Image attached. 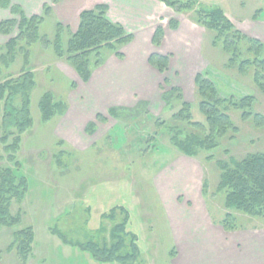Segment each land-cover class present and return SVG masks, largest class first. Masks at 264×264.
Returning <instances> with one entry per match:
<instances>
[{
  "label": "rangeland",
  "instance_id": "374dc122",
  "mask_svg": "<svg viewBox=\"0 0 264 264\" xmlns=\"http://www.w3.org/2000/svg\"><path fill=\"white\" fill-rule=\"evenodd\" d=\"M39 1L32 14H25L21 8L31 17L43 15L44 5L50 7L39 29L49 43L40 40L26 45L20 41L12 59L7 63L0 59V82L17 78L22 70L31 71L35 81L29 105L32 124L21 134L16 153L19 170L6 160L0 142V166L15 169L27 179L24 198L13 200L10 206L12 215L21 211V223L0 232V264H23L16 252L7 253L5 249L13 241L14 232L27 226L33 229L34 241L26 264H118L98 262L88 252L64 244L51 231L57 227L67 238L85 241L102 223L109 230L111 221H102L100 216L114 206L128 210V230L138 236L141 252L137 264H171L174 236L155 178L175 159L186 156L172 144V135L178 132L180 139L192 134L202 136L172 115L186 101L191 104L193 119L204 122L194 84L197 73L212 81L222 97L253 96V109L263 116L264 93L254 84L252 70L242 72L238 65H229L230 54L215 40L214 32L196 22L194 11L177 13L158 0ZM200 1L222 8L240 33L241 60L248 57L245 37L260 40L264 47V0ZM97 4H105L108 18L121 24L133 39L117 52L102 49V64L91 67L89 79L84 81L71 64L56 56L53 43L57 24H61L65 50L70 33L78 27L81 11ZM68 9L70 13L64 14ZM8 19L18 20V16L9 8H0V23ZM172 19L178 21L175 29L169 26ZM157 27L163 29L159 46L152 44ZM17 33L15 28L9 35L0 34V58L6 43ZM153 53L169 56L164 73L149 64ZM48 92L53 103L62 108L55 105L50 120L43 121L39 102ZM14 105L20 107L19 96ZM4 106V100H0V137L8 133L1 124ZM229 113L238 131L229 132L216 149L200 150L188 160L196 169L194 186L200 188L215 221L226 212L223 197L216 193L220 175L217 161H228L229 157L240 160L248 153L264 151V126L242 120L239 112ZM209 155L213 158L207 159ZM176 198L182 203L183 196ZM237 217L246 226L264 223L241 213Z\"/></svg>",
  "mask_w": 264,
  "mask_h": 264
},
{
  "label": "trees",
  "instance_id": "16d2710c",
  "mask_svg": "<svg viewBox=\"0 0 264 264\" xmlns=\"http://www.w3.org/2000/svg\"><path fill=\"white\" fill-rule=\"evenodd\" d=\"M61 0H53L54 3ZM177 13L194 11L196 22L205 29L214 32L215 40L222 44L223 50L230 54L229 65H238L242 72L248 69L257 88L264 93V47L263 43L254 38H246L248 43V57L239 58L238 40L240 33L227 17L222 8L208 6L200 0H158ZM0 8H9L18 20L8 19L0 23V34L9 35L16 28L18 33L10 38L5 45V53L1 56V62L7 63L16 52V46L21 41L26 45H32L40 40L49 43L46 37L40 36V26L44 22V16L50 13V7L44 5L43 15L27 17L22 8L17 4H11L10 0H0ZM105 4H97L93 9L83 10L79 14V23L75 32L70 33L66 49L63 50L61 32L63 27L57 24V31L53 43L54 52L57 57L64 58L71 64L81 78L89 79L91 67L102 64V49L116 51L123 45L132 41L133 35L127 32L119 23L112 22L107 14ZM169 26L177 28L178 21L170 20ZM163 38V29L157 27L152 44L159 46ZM25 63L28 62L27 56ZM148 62L160 73H164L169 66V56L153 53ZM194 84L201 98L199 110L204 117V122L193 119L191 104L183 101L180 109L172 117L174 120L184 123L198 130L202 136L192 134L180 139V133L171 136L172 144L180 153L195 157L199 151H211L219 147L220 140L229 132L236 133L237 126L232 122L230 111L240 113L242 120H252L260 127L264 126V116L253 109L255 98L246 96L242 98L222 97L219 95L214 83L205 75L197 73ZM35 85L34 75L31 71L22 70L17 78L0 82V100H4L5 106L1 117V124L5 131L0 137L6 160L14 164L19 170L20 163L16 160V153L20 149L21 134L32 124L30 117V92ZM19 96L20 107L14 105V99ZM61 109V104H54L52 95L48 92L42 95L39 102L41 119L48 121L54 114V106ZM114 115V112H112ZM14 129V132L9 131ZM10 135L13 137L11 139ZM213 158L212 155L207 159ZM220 171L219 182L216 193L223 197V205L226 212L219 223L225 230L233 231L243 227L238 222L237 214H244L249 218L264 221V151L248 153L242 159L237 160L229 157L228 161H217ZM10 167L0 166V228L14 227L21 223V211L16 215L10 213L13 200L21 201L27 191V179L17 174ZM205 188V184L203 186ZM118 214L121 215L118 218ZM102 221H111L112 225L107 228L102 223L93 234L92 238L85 241H75L67 238L57 227L51 231L58 236L64 244L80 248L88 252L96 261L101 263L137 264L140 257L138 236L128 230L129 213L123 206H114L108 212L101 214ZM107 234V235H106ZM34 232L32 227L27 226L14 232L13 241L8 251L16 250L20 261H26L32 253ZM175 251L170 253L174 256Z\"/></svg>",
  "mask_w": 264,
  "mask_h": 264
},
{
  "label": "crops",
  "instance_id": "0c3cea01",
  "mask_svg": "<svg viewBox=\"0 0 264 264\" xmlns=\"http://www.w3.org/2000/svg\"><path fill=\"white\" fill-rule=\"evenodd\" d=\"M40 2L26 0L22 3L17 0L16 4L22 6L25 14H32ZM65 13H70V9ZM188 160L191 158L186 156L175 159L155 178L174 236L175 255L171 256L170 263L264 264V223L254 226L243 224L242 228L233 231H227L216 223L201 198L200 188L194 186L196 169L193 170ZM178 173L183 177H176ZM178 195L183 196L182 203L177 202ZM184 200L187 201L185 204ZM5 228L8 227L0 228V232ZM8 247L5 249L7 253L16 252L15 249L8 251ZM28 261L29 257L26 263Z\"/></svg>",
  "mask_w": 264,
  "mask_h": 264
}]
</instances>
